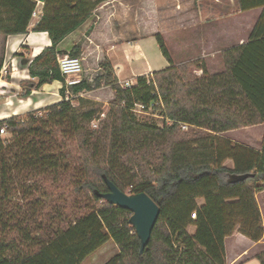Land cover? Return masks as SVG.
Returning a JSON list of instances; mask_svg holds the SVG:
<instances>
[{
  "label": "trees",
  "instance_id": "obj_1",
  "mask_svg": "<svg viewBox=\"0 0 264 264\" xmlns=\"http://www.w3.org/2000/svg\"><path fill=\"white\" fill-rule=\"evenodd\" d=\"M106 1L44 0L33 30L45 31L51 45L27 66L33 87L64 82L58 43ZM236 1L240 10H261L247 40L221 51V71L210 74L198 60L174 65L155 33L169 65L122 87L105 58L92 86L71 85L73 93L110 87L107 110L76 95L0 119V264H81L109 239L118 252L105 264H226V239L236 226L250 241L261 239L256 194L264 190V131L259 149L222 136L264 125V0ZM35 6L0 0V34L26 33ZM80 54L79 45L68 53ZM137 103H151L162 124L138 119L131 111ZM179 122L191 126L181 131ZM230 173L253 175L228 182ZM106 179L123 192L147 193L160 208L142 252L131 212L102 197ZM17 190L20 201H12ZM255 258L264 264V249Z\"/></svg>",
  "mask_w": 264,
  "mask_h": 264
},
{
  "label": "rangeland",
  "instance_id": "obj_2",
  "mask_svg": "<svg viewBox=\"0 0 264 264\" xmlns=\"http://www.w3.org/2000/svg\"><path fill=\"white\" fill-rule=\"evenodd\" d=\"M125 2L126 3H119L121 9L118 12L119 15H117L118 22L114 23V33L116 34L114 35L111 33V27L110 29H103L105 35L104 42L107 43L104 47L105 51L108 50L112 52L115 59L121 58L122 55L127 59L124 65L117 67L118 74L116 75H119L117 78L121 85H125L126 82H135L137 75L149 74L152 72L149 69L153 67L160 69L168 64L156 42V32L162 35L167 50L170 52L173 61L177 62V64L199 59L203 63L210 64V71H221L223 69L221 50L230 44L236 43L240 39L246 38L249 27L255 22L260 12V10L254 9L243 13L239 10L236 0H125ZM203 7L214 10V12H216L215 15H217L216 18L218 19H224L229 15L235 16L231 22H223L224 24L222 23V26L215 31L217 43L212 48L215 52L208 55L212 60L210 63L207 61V58H196L201 52L199 41L197 40L200 32L197 21L201 19L198 9L201 10ZM228 12L230 13L229 15L227 14ZM113 16L115 15L112 14V17ZM138 19L141 25V33L139 35L134 34L133 31V25L135 22H138ZM193 23H196V26H194ZM189 25L192 26L189 27ZM107 37L110 40H108ZM118 38H120L122 44L114 45L108 43V41H118ZM105 58H107V56ZM148 62H151L153 67L151 66L150 68L147 64ZM133 65L135 66L134 68ZM95 68L96 66L92 63L91 71ZM189 69L195 74V67ZM94 76L95 72L92 77L94 78ZM107 93V90L103 88H99L96 92L97 97L104 100L102 102L104 110L108 109L110 102L107 100ZM21 108H23V106ZM153 112L157 114L158 110H153ZM137 118L141 121H153L158 125L162 124V119L157 116L153 117L142 114ZM93 123L97 125L98 121L95 120ZM93 123L92 127L94 128L95 126ZM228 132L229 131L222 135L225 138L231 139V141L235 140L236 143H251L255 147L259 145L261 133L260 125L234 129L230 130V133ZM3 135H6L5 132ZM225 163L226 165L232 166V161L230 159H227ZM67 177V175H64L58 178V184H64ZM50 183L51 176L44 181L46 185ZM19 199L20 194L17 190L12 197V201H20ZM256 199L261 214H263L264 217V190L256 194ZM198 203H203V200H198ZM262 221L264 223V219H262ZM237 227L238 226H236L234 232L226 239V264L233 261L234 264H236L238 260H248L249 257H255L258 251L264 249V242L259 246H251L249 242L237 238ZM194 230V226L191 225L188 227L189 233L192 234ZM117 252L118 249L115 243L109 239L90 256L84 259L81 264H105ZM240 253H243V255L239 257L238 255Z\"/></svg>",
  "mask_w": 264,
  "mask_h": 264
},
{
  "label": "crops",
  "instance_id": "obj_3",
  "mask_svg": "<svg viewBox=\"0 0 264 264\" xmlns=\"http://www.w3.org/2000/svg\"><path fill=\"white\" fill-rule=\"evenodd\" d=\"M34 1L36 3L35 10L37 11L38 16H31L28 25V30L26 33L9 34L7 36L0 34V119L15 114H22L29 110L39 109L47 104L59 101L63 97L65 98L66 89H70V90L72 89L71 86L66 85V80L69 77L62 73L61 75L64 78V82L58 79H54L51 80L50 82L42 84L38 88L32 86V83L36 82V78L31 77L29 75L27 66L31 62V60L38 53H40V51L44 47H48L51 45V41L48 37V34L45 31L33 30V26L36 24L37 20L39 19L44 4V0H34ZM120 2L126 3L125 0H108L106 2H103L92 12V14L79 27H77L69 34H67L57 45V49L63 51L64 53L63 55H68L69 51L74 45L80 46L81 54L78 58L81 60L82 68H81V72L79 73V81H83L90 86L93 85L96 76L101 73V69L98 66V62L104 59L106 56L111 60L113 64V68L115 70V74H118L117 67H120L124 65L125 62H127V59H125L124 55H122L121 58L115 59V57L112 55V52L108 50L105 51L104 49L107 43L104 42L105 35L103 33V29L104 28L110 29L111 27L112 28L111 33L114 35L116 34L114 33V23L118 22L117 15H119L118 12L121 9L119 5ZM254 9L261 10L260 7L251 8L248 10H240V9L239 10L245 13L252 11ZM198 13L201 19L197 21L198 22L197 26L200 30L199 37L197 40L199 41V48L201 49L200 50L201 52L200 55L196 58H207V61L210 63V61L212 60L208 57V55L215 52L214 50H212V48L217 43V37L215 31H217L222 26L223 22L224 23L231 22V20H233L235 16L229 15L230 13L228 12L227 14L229 16H227L224 19H218L216 18L217 15H215L216 12L206 7H203V9L201 10L198 9ZM112 14H114L115 16L112 17ZM257 18L255 22L249 27V31L246 38L240 39L236 43L230 44L225 48L245 42L247 40L249 32L253 29L257 21ZM193 24L194 26H196V23ZM133 26H134L133 27L134 34L139 35L141 33L140 20L138 19V22L137 23L135 22ZM190 26L192 25H189V27ZM109 38L108 40H110ZM108 43L114 45L115 44L120 45L121 42H120V38H118V41H111V42L108 41ZM169 55L171 57L170 52ZM194 60H198V62L203 63L199 59H194ZM171 61L174 65H177V62H174L172 57H171ZM92 63L96 66V68L93 69V71H91ZM147 64L151 68L152 66L151 62H148ZM203 64L206 66V69L210 74L216 73L215 71H210V67H209L210 64H206V63ZM167 65H169V63ZM134 67L135 66L133 65V68ZM155 69L156 68L153 67L149 70L153 71ZM94 72H95V76L93 78L92 76ZM195 74L199 76L201 74V70L197 68ZM132 83H134V81H132ZM62 87L64 88V94H62V92L60 91ZM100 88L107 90L108 92L107 100L112 101L113 99L112 89L108 86H102ZM26 89H31V92L27 96H23L22 93ZM97 90H99V88L98 89L93 88L91 90H82L77 93L72 92V97L76 95L83 97L87 96V98L103 102L104 100H101L99 97H97L96 95ZM22 106L23 108H21ZM260 126H261V133L259 137L260 139H259L258 147L253 146L251 143H242V144H245L255 149H259L264 131V125H260ZM228 133H230V131ZM232 141L236 142L235 140ZM262 219H264L263 214H262ZM237 238L249 242L251 246H257V245L259 246L264 242L263 240L264 233L258 242H252L239 233ZM242 255L243 253H240L238 256L240 257ZM236 262H237L236 264H259L258 260L254 256L249 257L248 260L245 261L238 260ZM227 264H234V261L228 262Z\"/></svg>",
  "mask_w": 264,
  "mask_h": 264
},
{
  "label": "water",
  "instance_id": "obj_4",
  "mask_svg": "<svg viewBox=\"0 0 264 264\" xmlns=\"http://www.w3.org/2000/svg\"><path fill=\"white\" fill-rule=\"evenodd\" d=\"M253 173L228 175V182L240 181ZM108 191L102 197L110 204L125 208L131 212L130 225L140 239V252L147 245L154 224L159 216L160 208L145 192L126 193L120 190L112 181L106 179Z\"/></svg>",
  "mask_w": 264,
  "mask_h": 264
},
{
  "label": "built area",
  "instance_id": "obj_5",
  "mask_svg": "<svg viewBox=\"0 0 264 264\" xmlns=\"http://www.w3.org/2000/svg\"><path fill=\"white\" fill-rule=\"evenodd\" d=\"M32 16H38L37 11L34 9L32 12ZM57 62L59 65L60 72L69 78L66 80V85L71 86L75 83H78L79 81V73L81 72V60L78 57H73L69 55H58L57 56ZM133 83L126 82L125 85H121L122 87L130 86ZM69 97H72V92L70 89L65 90V98L68 99ZM152 104L150 103L149 106H145L144 104H135L131 111L138 117L139 115H147V116H153V117H160L162 119V116L159 114H155L153 112ZM98 121V120H97ZM172 120L166 119L167 123H170ZM94 126H96V123H93ZM179 126L181 130H187L191 125L185 122H179ZM4 133V128H0V134ZM191 217L195 218V212L191 213Z\"/></svg>",
  "mask_w": 264,
  "mask_h": 264
}]
</instances>
